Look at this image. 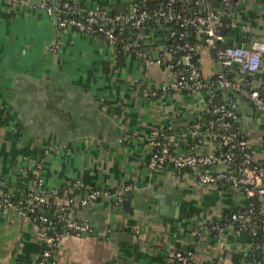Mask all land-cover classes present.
Wrapping results in <instances>:
<instances>
[{
	"label": "crops",
	"instance_id": "crops-1",
	"mask_svg": "<svg viewBox=\"0 0 264 264\" xmlns=\"http://www.w3.org/2000/svg\"><path fill=\"white\" fill-rule=\"evenodd\" d=\"M27 1L0 0V197L4 193L7 199L0 209V264H35L40 251L33 224L10 203L23 188L35 190V170L40 195L72 187L80 201L92 190L99 193L70 212L89 232L60 241L55 264H171L168 255L175 252L189 253V264H233L234 254H247V240L237 250L234 224H223L224 216L247 207L243 195L200 186L189 169L176 171L170 164L147 169L153 131L169 130V146L177 153L220 150L213 140L190 133L191 122L208 113L209 92L160 88L170 80L157 62L169 58L161 41L167 28L157 21L154 38L140 32L137 56L117 51L97 35L56 29L39 6L52 0ZM68 1L80 14L95 7L112 14L129 11L135 0ZM229 1L214 44L264 45V0ZM221 7V0H205L189 11ZM189 35L203 81L212 82L222 71L264 97V50L248 76L235 65L222 70L204 34ZM211 92L215 100L234 105L232 126L264 169V114L240 94L217 85ZM125 191L132 195L130 213L119 204ZM156 204L173 212H150Z\"/></svg>",
	"mask_w": 264,
	"mask_h": 264
},
{
	"label": "built area",
	"instance_id": "built-area-1",
	"mask_svg": "<svg viewBox=\"0 0 264 264\" xmlns=\"http://www.w3.org/2000/svg\"><path fill=\"white\" fill-rule=\"evenodd\" d=\"M19 1V0H14ZM160 4L151 10H138L135 5L130 6L129 11L109 14L103 8H92L80 14L78 8L67 1L58 0L42 1L40 8L51 19L54 27L59 30H75L82 33L97 35L109 45L115 47L117 38L113 31L117 28L141 29L143 24L152 18H167L174 20L180 30L176 33L178 44L165 48L168 59H160L157 62L164 65L169 73L170 80L161 82L162 90H184V91H208L207 104L210 112L215 116L218 126L214 131V124L208 121L204 126L196 121L190 124V133L194 136L207 137L213 140L219 147L217 154L196 155L177 153L169 146V136L164 130L153 131L150 136V146L146 165L147 169L153 170L163 164H170L176 170L189 169L200 186H215L219 189H232L248 200L246 208L237 210L229 215L224 224L228 227L229 223L234 224V232H245L248 239L255 237L257 233H264V169L261 165L254 162L248 150L246 141L232 128L235 118L233 104L212 103L213 94L211 87L217 85L221 89H226L242 95L258 111L264 114V101L258 95L256 89L247 83L243 86L231 80L224 72L220 71L212 82H205L201 79L197 65L192 61L194 46L185 40L186 32L198 30L203 33L214 52L215 59L223 70L230 65H235L240 72L251 76L258 68L260 52L264 50V45L252 42L250 47L222 46L214 44L220 39L218 29L222 25L223 18L229 9V0H221L222 7L218 11L205 9L200 13L186 14L183 4L187 0H157ZM198 1L194 0L196 4ZM20 2L28 5L27 0ZM179 3V7L175 4ZM117 27V28H116ZM173 33H170L172 36ZM136 41V40H135ZM134 42V41H133ZM132 42V45H133ZM130 43L122 45L123 51H127ZM137 47V46H135ZM175 51L181 53L179 59L171 60V54ZM137 56H141L135 51ZM147 64L152 61L145 59ZM166 138V140H165ZM220 165L218 171L209 170ZM33 193L26 199L27 207L22 208L26 213H32L34 207H43L48 203V195H40L36 189L40 187V180L37 171H33ZM97 191H91L80 201L66 199L62 205H57V219L62 223L65 231L48 235L45 231L51 230L50 222L47 217L39 216L38 222L41 226L33 225L34 236L40 244V251L35 264H55V255L60 241L66 240L71 236L79 237L88 233V227L84 223H77L70 217V212L84 206L87 202L98 197ZM108 195V194H107ZM256 205H252V202ZM7 204L6 197L0 198V209ZM17 209L20 217L24 216V211ZM258 248V247H257ZM253 244L247 243V250L251 255L257 249ZM259 259H253L249 264H264V243L259 249ZM171 264H189L191 255L189 253H170Z\"/></svg>",
	"mask_w": 264,
	"mask_h": 264
},
{
	"label": "trees",
	"instance_id": "trees-1",
	"mask_svg": "<svg viewBox=\"0 0 264 264\" xmlns=\"http://www.w3.org/2000/svg\"><path fill=\"white\" fill-rule=\"evenodd\" d=\"M59 2H63V1H67L69 3H71L68 0H58ZM160 3L157 0H135L134 1V5L138 10H151L153 9L156 5H159ZM194 0H187L184 4H183V9L184 12L186 14H191L189 9L194 6ZM176 7H179V3L175 4ZM157 21L159 22V24L161 25L162 29L163 28H167L166 30V40H164V38H161V41L163 40L165 42V48L168 47H172L174 44H178V40L176 39V33L180 30V28L177 26V24L175 23L174 20H168L167 18H152L148 21H146L143 24V28L146 30V32H151L152 33V37L154 38L155 36H157L159 34L158 31V24ZM117 28V27H116ZM114 35L117 38V42L115 44V49L117 51H123L122 49V45L124 43H130V47L128 48L127 51H138V48L132 45V42L135 41L137 39V36L140 33L139 29H133V28H117L115 31H113ZM170 33H173L172 36H170ZM185 40L188 41L190 44H192V46L194 45V41L192 39V37L189 35V32H186L185 35ZM148 40L150 38H147ZM181 53H179L178 51H175L173 54H171V60H175V59H179L180 58ZM195 55L193 54L192 56V61L195 63ZM258 95L261 97V99L264 101V97L262 96V94L257 90ZM212 103H220V101H217L213 98ZM195 121V120H193ZM192 121V122H193ZM196 121H198L201 126H204L206 122L208 121H212L214 124V128L213 130L216 131L218 126L215 122V116L210 112V108L208 106V113L206 115H204L203 117H201L200 119H197ZM233 128V126H232ZM234 130V128H233ZM165 132V131H164ZM165 133H170L169 130H167ZM22 188V187H21ZM70 190L71 193H68V191ZM94 190H92L93 192ZM91 192V191H90ZM33 193V191L31 189L27 190V188H23L22 191V195H16L14 197L11 198L10 203L16 207L17 209H22L27 207L26 205V199L28 198V195ZM77 195H80V192L75 191L72 187H66L64 189H60L58 190L56 193H52L51 195H48V203L46 206L43 207H34L33 208V212L32 213H26V210L24 211V216L33 224L36 226H41V224L38 222V217L39 216H44L47 217L48 221L51 223L50 224V228L51 230H47L48 226L45 225V231L48 235L54 233H61L62 231H65L62 223H60L57 219L58 215H57V210H58V206L56 204H54V199H71L73 200ZM3 198L5 197L4 193L2 194ZM2 196L0 198H2ZM252 205H256V202H252ZM42 212V214L40 213ZM229 216H224V218H228ZM248 244L251 243L253 244V246H255L257 249L255 251H253L252 253L255 255H251V253H247L244 254L242 252L240 253H236L233 255V259H232V263L233 264H240L241 262H244V264H249L253 259L258 258L259 259V249L260 246L264 243V233H257L255 235L254 238L252 239H248Z\"/></svg>",
	"mask_w": 264,
	"mask_h": 264
},
{
	"label": "water",
	"instance_id": "water-1",
	"mask_svg": "<svg viewBox=\"0 0 264 264\" xmlns=\"http://www.w3.org/2000/svg\"><path fill=\"white\" fill-rule=\"evenodd\" d=\"M140 32H141V34H145V29L141 28ZM133 46H137V41L133 42ZM236 46L240 47L239 44L236 45ZM0 190H4V188L0 187ZM131 199H132V195L130 194V192L125 191L123 193L122 200L119 202V204H120V206H121V208H122V210L124 212L130 213L132 211V209L130 207ZM112 200L116 202L118 200V197L117 196H113ZM138 208H140V207H138ZM153 211H155L156 214H159V215L166 214L167 212L170 215V213L173 212V209H169V210L166 211L165 207H161L160 205L158 206V204H156V206L150 208V212H153ZM40 213L42 214V212H40ZM83 236H85V235H83ZM246 240H247V234L245 232H239L238 233V243H239V245L237 246V250L241 248V245L243 243H245Z\"/></svg>",
	"mask_w": 264,
	"mask_h": 264
}]
</instances>
